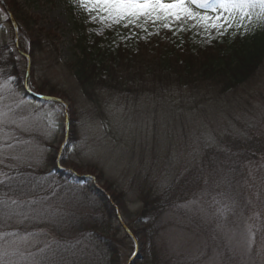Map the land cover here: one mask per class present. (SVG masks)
<instances>
[{
  "label": "rangeland",
  "instance_id": "rangeland-1",
  "mask_svg": "<svg viewBox=\"0 0 264 264\" xmlns=\"http://www.w3.org/2000/svg\"><path fill=\"white\" fill-rule=\"evenodd\" d=\"M2 1L0 264H264V66L223 94L148 78L88 97L74 70L76 28L102 35L143 16L113 20L75 0ZM7 11L27 31L17 44ZM259 13L205 42L253 28ZM22 53L30 90L66 110L25 98ZM148 198L160 215L149 224Z\"/></svg>",
  "mask_w": 264,
  "mask_h": 264
},
{
  "label": "trees",
  "instance_id": "trees-1",
  "mask_svg": "<svg viewBox=\"0 0 264 264\" xmlns=\"http://www.w3.org/2000/svg\"><path fill=\"white\" fill-rule=\"evenodd\" d=\"M191 7L199 14L207 13L195 5ZM10 9L16 20H23L27 30L34 31L23 10L11 5ZM161 17L159 20L155 17L133 19L128 26L115 25L102 35L76 28L79 36L74 70L84 94L90 97L105 89L119 92L137 79L145 81L148 78L189 87L198 94L201 87L223 94L249 83L264 66V17L256 20L251 29L232 27L209 44L205 36L211 33V28L206 30L201 22L183 16L179 20L164 19L163 14ZM23 29H19L20 35L27 39V31ZM149 32L153 33L148 36ZM143 36L148 37L143 39ZM121 38L126 39L122 41ZM17 71L14 68L12 73L19 83L21 78ZM91 192L103 208H110L111 200L107 195L94 188ZM148 199L143 201L142 217L149 224L160 215L158 202ZM148 230L151 234L153 227Z\"/></svg>",
  "mask_w": 264,
  "mask_h": 264
},
{
  "label": "snow or ice",
  "instance_id": "snow-or-ice-1",
  "mask_svg": "<svg viewBox=\"0 0 264 264\" xmlns=\"http://www.w3.org/2000/svg\"><path fill=\"white\" fill-rule=\"evenodd\" d=\"M75 2L90 14L106 13L113 20L142 16L149 19L155 17L159 20L162 18L161 14L164 19L174 17L179 20L183 16L201 22L206 30L211 28L217 31L234 23L242 24L243 18L251 16L257 8L260 10L259 15L264 16V0H217L215 4H212L210 0H172L170 3H165L164 0H75ZM192 5L211 9L217 15H201L192 10ZM221 10L228 13V16L220 15ZM236 15L241 17V20H236Z\"/></svg>",
  "mask_w": 264,
  "mask_h": 264
},
{
  "label": "water",
  "instance_id": "water-1",
  "mask_svg": "<svg viewBox=\"0 0 264 264\" xmlns=\"http://www.w3.org/2000/svg\"><path fill=\"white\" fill-rule=\"evenodd\" d=\"M1 2H3L1 0ZM8 12V16H9V20L13 26V29H14V32H15V42L17 44L18 42V32H19V29H18V25L16 23V21L14 20V18L12 17V15ZM24 57L28 60V68H27V73H26V80H25V86H24V91H25V95L27 96V98L29 100H34V101H37V102H41V103H44V102H57V103H60L62 106H64L65 110H66V105L65 103L58 99V98H54V97H47V96H41V95H38L36 93H34L32 90H30V87H29V73H30V62H29V57L26 55V54H23ZM118 219L120 221V223L122 224V226L124 227V224L123 222L121 221V218L118 216ZM125 228V227H124ZM131 238L133 239L134 243H135V246H136V253L138 252L139 250V244L136 242V240L134 239V236L129 232ZM137 254L134 255V257L136 256ZM133 257V259H134ZM132 261V260H131Z\"/></svg>",
  "mask_w": 264,
  "mask_h": 264
}]
</instances>
